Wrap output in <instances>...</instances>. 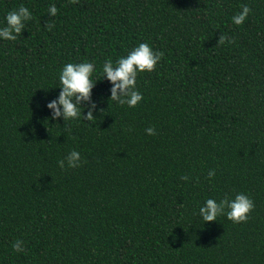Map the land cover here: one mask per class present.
<instances>
[{"label": "trees", "instance_id": "trees-1", "mask_svg": "<svg viewBox=\"0 0 264 264\" xmlns=\"http://www.w3.org/2000/svg\"><path fill=\"white\" fill-rule=\"evenodd\" d=\"M0 264H264V0H0Z\"/></svg>", "mask_w": 264, "mask_h": 264}]
</instances>
